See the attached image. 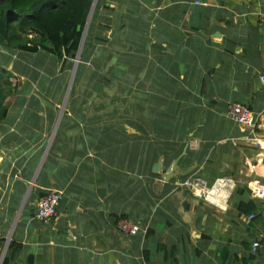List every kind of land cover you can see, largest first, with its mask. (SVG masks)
<instances>
[{"label": "crops", "instance_id": "obj_1", "mask_svg": "<svg viewBox=\"0 0 264 264\" xmlns=\"http://www.w3.org/2000/svg\"><path fill=\"white\" fill-rule=\"evenodd\" d=\"M262 15L264 0H93L77 63L1 49L15 87L0 120V264H264V135L226 114L264 109ZM224 175L225 209L177 185ZM50 189L62 196L42 221Z\"/></svg>", "mask_w": 264, "mask_h": 264}, {"label": "trees", "instance_id": "obj_2", "mask_svg": "<svg viewBox=\"0 0 264 264\" xmlns=\"http://www.w3.org/2000/svg\"><path fill=\"white\" fill-rule=\"evenodd\" d=\"M92 3L93 0H0V47L4 51L42 50L61 59L63 55L74 58L81 41L84 39L83 46L87 43L84 29ZM0 56L1 120L6 114L4 100L15 84L8 77L6 54Z\"/></svg>", "mask_w": 264, "mask_h": 264}, {"label": "built area", "instance_id": "obj_3", "mask_svg": "<svg viewBox=\"0 0 264 264\" xmlns=\"http://www.w3.org/2000/svg\"><path fill=\"white\" fill-rule=\"evenodd\" d=\"M262 19L264 20V15H262ZM63 57L66 56L63 55ZM73 61L77 63L79 57L75 56ZM260 80L264 84V75H260ZM226 114L233 123L246 127L249 132L254 134L257 131L264 135V109L253 112L244 103L230 102L227 105ZM256 143L259 146L261 145L259 140H256ZM177 185L186 188L193 196L207 201L219 209H225L227 200L236 184L234 178L224 175L216 177L210 182L200 176L186 177L177 182ZM253 195L264 196V187H257ZM61 196L62 191L57 189H50L42 194L35 202V216L42 221H48L56 214V207ZM117 225L122 232L128 234L135 233L139 229L137 223L126 218L120 219ZM259 245L260 243L257 240L253 241L251 244L252 252H255Z\"/></svg>", "mask_w": 264, "mask_h": 264}, {"label": "rangeland", "instance_id": "obj_4", "mask_svg": "<svg viewBox=\"0 0 264 264\" xmlns=\"http://www.w3.org/2000/svg\"><path fill=\"white\" fill-rule=\"evenodd\" d=\"M0 53H2V54H4L5 52H3L2 50H1V47H0ZM1 57V56H0ZM10 62H11V60H10ZM7 66H8V62H6V68H7ZM8 77H9V80L13 83V76H12V72H10L9 71V73H8ZM72 79V78H71ZM71 81V80H70Z\"/></svg>", "mask_w": 264, "mask_h": 264}, {"label": "water", "instance_id": "obj_5", "mask_svg": "<svg viewBox=\"0 0 264 264\" xmlns=\"http://www.w3.org/2000/svg\"><path fill=\"white\" fill-rule=\"evenodd\" d=\"M92 6H93V4H92ZM91 10H92V7H91ZM90 10V11H91ZM88 18H89V16H88ZM85 28H86V26H85ZM173 169H175L174 167H172ZM171 171H168L166 174H165V176H164V179H168L169 177H171V173H170Z\"/></svg>", "mask_w": 264, "mask_h": 264}, {"label": "clouds", "instance_id": "obj_6", "mask_svg": "<svg viewBox=\"0 0 264 264\" xmlns=\"http://www.w3.org/2000/svg\"><path fill=\"white\" fill-rule=\"evenodd\" d=\"M93 4V3H92ZM88 20V19H87Z\"/></svg>", "mask_w": 264, "mask_h": 264}]
</instances>
